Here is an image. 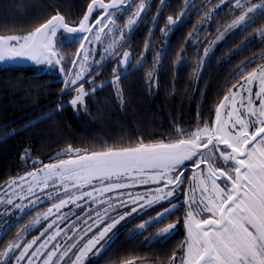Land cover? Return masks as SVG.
Returning <instances> with one entry per match:
<instances>
[{
    "label": "snow or ice",
    "instance_id": "snow-or-ice-1",
    "mask_svg": "<svg viewBox=\"0 0 264 264\" xmlns=\"http://www.w3.org/2000/svg\"><path fill=\"white\" fill-rule=\"evenodd\" d=\"M166 2L167 0H159L161 7L157 9L153 30L159 23V16ZM134 3L135 0H111L110 4L103 3V0H90L78 27H71L65 22L64 15L57 11L27 35L0 36V62L27 58L56 68L65 75L75 76V79L63 81L62 95L74 92L75 95L68 100V106L74 112L86 110L85 97L95 93L97 87L102 85H94L90 90H85L80 82L85 80L84 75L74 69L80 66V60H87L91 50L85 52V44L81 43L75 54L76 58L68 61L73 68L68 69L64 66V57L59 55L58 34L60 37L68 34L74 43L79 40L91 45L93 37L99 39L105 28L111 31L112 26L116 25L114 15L117 12L124 14L125 9L131 11ZM212 3L213 0H205L206 6ZM224 3L225 0H220V4ZM231 7L238 15L228 26L229 29L240 27L242 32L247 31L258 18L264 19V0H232ZM146 10L145 0H140L133 12L135 18L129 17L124 29L117 30L121 38L119 46L105 49V54H120L127 43L129 32ZM183 15L184 13L175 20L169 15L165 27L160 29L161 33L167 37ZM211 18L210 9L206 19ZM116 34L113 32V35ZM256 35L264 38V28ZM59 45H63L61 40ZM145 47L147 49V43ZM165 53L166 48L157 55L162 57ZM204 54L207 56V48ZM133 58L130 52H123V56L113 67V80L109 83L115 85L121 80L118 74L121 68L127 74V66ZM261 61H264V55L250 61L240 71L238 78L242 82L239 86L233 84L230 94L223 96L212 123H206L203 128L186 134L184 138L175 142H165L163 138L148 143L139 141L136 146L107 148L90 153L77 149L74 158L60 159L58 163L44 165L48 172L43 180L36 181V173H27V176L33 177V183L37 187L43 185L41 192L60 181L55 189L56 196L59 197L61 190L64 196L59 197L58 202L44 215L43 219L48 220L49 214L54 211L56 213L44 231L31 240L21 241L22 234L30 233V228L25 226L17 234V238L0 252V264H83L90 253L95 256L104 250L112 238L109 234L126 217L147 212L167 201L170 206L164 207L154 218L140 224L138 231L161 224L183 207L173 202L178 194L183 192L187 197L189 191L193 195L184 201L189 208L184 220L187 239L181 245L183 256L178 257L175 252L171 255L172 264H264V63ZM137 63L139 67H143V57ZM249 68L252 70L248 71ZM244 72H247V76ZM98 75L99 72L89 76L88 82ZM148 77L151 79L152 73ZM256 82L260 85L258 91L246 87ZM237 96L240 97L238 102ZM63 107L64 104H59L56 111ZM68 151H72L71 147ZM22 159L28 160L29 157ZM186 162H191L193 169L199 172L198 176L191 177L193 186L187 191L183 188L189 179L185 172L188 167ZM71 177L75 179L70 187L80 193L75 197L69 191L67 183V179ZM18 179L23 180L25 177ZM137 179L143 184L151 182L161 187L155 190L148 188L143 194L125 191L134 187ZM128 180L132 183H127ZM105 181L109 183H104ZM94 182L103 186L95 187ZM8 187L20 188L24 195L17 196V199L27 200L31 207L42 202L41 196L31 184L25 191L24 186L14 179ZM85 187H91V190L82 191ZM106 193L114 195L105 197ZM12 195H16L15 191L11 195L6 191L4 197L0 198V204L5 205L0 209V215L8 214L12 209L24 213V207L14 201ZM44 195L48 200L53 199L51 192ZM69 205L80 208V213L73 212L72 216L81 220L86 231L78 229L75 223L68 226L71 217L61 210ZM85 205L89 207L86 208ZM92 205H99L94 209L95 219L93 210H89ZM202 213L208 215L202 216ZM198 216L201 218H197ZM178 223L179 221L168 224L154 239L167 240ZM61 224L64 225L63 228L60 227ZM7 231H10V227L3 234L6 235ZM77 231H84V236L88 233L92 235L86 242L77 244L73 242L74 235L70 234ZM62 233L66 237L64 243L58 240ZM80 239L83 240V236Z\"/></svg>",
    "mask_w": 264,
    "mask_h": 264
},
{
    "label": "trees",
    "instance_id": "trees-1",
    "mask_svg": "<svg viewBox=\"0 0 264 264\" xmlns=\"http://www.w3.org/2000/svg\"><path fill=\"white\" fill-rule=\"evenodd\" d=\"M183 1L167 0L159 23L150 34V49L144 52L143 67H130L127 74L119 71L121 80L115 85L109 83L113 80L110 66L95 76L94 83L102 86L85 97L86 110L81 115L68 106L75 93L62 95L63 79L56 74L36 72L23 65L0 68V187L8 179L48 161L74 158L77 149L90 153L162 138L175 142L212 123L217 104L240 81V71L264 55V38L256 35L264 28V19L258 18L247 31L242 32L239 27L227 34L205 56V46L238 13L230 6L216 10V0L210 6L205 0H191L190 4L189 0ZM89 2L0 0V35L34 30L57 11L64 15L66 23L77 26L73 23L82 19ZM151 3L149 21L137 35H146L150 21L157 16L155 9L160 3ZM210 9L212 18L208 20ZM182 13L183 18L170 34H162L160 29L165 27L167 17L171 15L175 20ZM73 48L74 43L64 44L63 52L70 56ZM165 48L166 53L158 56ZM135 49L138 55L143 51ZM94 83H83L84 89L90 90ZM59 104L64 107L56 111ZM53 155L56 156L49 159ZM25 156L29 159H22ZM156 210L131 219L87 264H169L171 255L180 253L184 241L183 207L163 223L138 231L137 224ZM176 221L177 228L167 240L154 239L158 229ZM13 228L6 235L7 240L12 239Z\"/></svg>",
    "mask_w": 264,
    "mask_h": 264
},
{
    "label": "rangeland",
    "instance_id": "rangeland-1",
    "mask_svg": "<svg viewBox=\"0 0 264 264\" xmlns=\"http://www.w3.org/2000/svg\"><path fill=\"white\" fill-rule=\"evenodd\" d=\"M186 1L187 0H184L183 2H186ZM151 2H154V0H145V3L147 5V10L142 13L141 20L134 27V29L132 30L131 34L129 33V35L127 37V43L129 42V40H133L134 44H135V47L137 49H140V50L142 48V50H143L142 53H140V55H138L134 59L131 67L136 66L138 64L137 62L140 61L142 57L144 59L145 58V56H144L145 53L144 52H148L149 49H150V43H151V38H150L151 35L150 34L153 33L152 31H153V28H154L153 26H154L155 18L153 17L152 20L150 21V23L148 25V31H147L146 35H142V34L141 35H137V34L142 30L143 27H145L144 23L146 21H149V17H150L149 15H150V13L152 11L151 10L152 9V7H151L152 3ZM139 3H140V0H135V3L132 6V10L129 11V10L125 9L124 10V14H121V13L117 12L114 15V19L116 20V25L112 26V30L111 31H109L108 28H105V30L100 33L99 39H96V37H93L91 45H88V43L86 41H79V40L74 43V40L70 39V36L68 34H65V36L61 35V37L58 34L57 41H58V46H59V55L64 57V66L66 68H68V69H72L73 68L72 64L68 63V61H69V59H75L76 58L75 54L77 52V49H79L81 43L85 44V49H84L85 52L89 51V49L91 50V55L88 56L87 60H80L79 61L80 66L78 68L74 69V71L80 72L82 75H84L85 80L80 81L81 83H85V82L88 83V77L89 76H93V75H95V73L100 72L101 70L103 71L104 69H106L109 66L111 67V70H113V67L116 65L115 56H117V55L113 54L112 52H108L107 54H105V49L117 48L119 46V41H120L121 38H120L119 33H118L117 30L118 29L119 30H123L124 29V26L126 25L127 20L129 19V17H133V12L135 11V9L139 5ZM231 3H232V0H225L224 4H220V0H216L215 9L216 10H220V9H223L225 6H230L231 7ZM159 7H161V5H157V8L155 9L156 14H157V9ZM231 10L234 11L232 8H231ZM236 14H237V12H236ZM236 16H234L233 19H235ZM79 21H80V19H78L73 24H78ZM238 28L239 27L233 28V29H229L228 26H227L223 31L218 33L216 38L214 40H212L205 47H208L207 49L211 51V49L214 46H216V44H218L220 41L224 40V38L226 37L227 34L233 33ZM34 30H30V31L28 30V31L21 32V33L0 35V36H11V35L23 36V35H27L29 32L34 31ZM113 32H116L117 34L113 35ZM60 40L63 42V45H59V41ZM113 41H115L116 43H113ZM67 43H71V44L74 43V48H73L72 53H71L70 56H67L65 54V52H63V46H64V44H67ZM127 43H126V45H127ZM146 43L148 44L147 49L145 47ZM126 45H124V47ZM14 65L29 66V67L34 68L36 72L53 73V74H56L57 76H59L60 78H62L63 81L76 78L75 76H72L70 74L69 75H65V74L59 72L56 68L47 66V65H45L43 63H39L38 64L34 60H30V59H27V58H19V59H15V60H7L5 62H0V68L7 67V66H14ZM245 76H247V74H245ZM241 82H242V80H240L235 85L239 86V83H241ZM91 83H94V80H92ZM94 85H97V83H94ZM246 87H251V88L254 89V91H258L260 85H259V82H256L254 85H248ZM230 89H232V87L229 88V90ZM229 90L227 91V93L225 95L230 94ZM236 99H237V102H238L240 100V97L237 96ZM220 102L217 104V106L220 104ZM217 106H216V108H217ZM216 108H215V110H216ZM76 112L79 115H81L80 114L81 113L80 110H78ZM214 118H215V113H214ZM214 118H213V120H214ZM203 127L204 126L198 128L197 130H199V129L203 128ZM197 130H195V131H197ZM195 131H193V132H195ZM58 161L59 160H56V159L48 161V162L42 164L41 166L37 167L34 170H30V171L24 172L22 174H19V175L15 176V177H12V178L8 179L5 182V184L0 187V198L4 197V193L6 191L9 193V195H11L13 191H15L16 195H12V199L14 201H16L17 203H21L22 206L25 209L24 213H21L20 210H18V209H12L8 214L0 215V235H2V239H0V252L3 251V248L10 241H12V240L17 238V234L21 233L22 229H24L25 226H28L30 228V233L22 234L20 236V240L21 241H23L24 239L31 240L33 237L39 236L40 233L42 231H44V229L47 227V224L51 222V219L53 218V215H56V213L54 211L53 214H49L48 220H44L43 219L44 215L47 214V210L50 207H52V205L54 203L58 202L59 197H63L64 196V192L62 190L59 193V197L56 196V192H55V189L59 186V184L61 182L57 181L56 185H53V187H51V188L44 189V192H41L40 189L43 188V185L41 184L39 187H37V184L33 183V177L32 176H27L26 174L29 173V172L36 173L35 180L36 181L43 180V179H45V175L48 172V169L44 168V165L58 163ZM186 163L188 164V167H187V169H185V172H186V175L189 177V179L185 182V185L183 186L185 191H187L190 186H193V182L191 180V177L193 175H197V176L199 175L198 170H194L193 169V167L191 165V162H186ZM202 167H205V166L202 165ZM20 177H25V179L19 180L18 178H20ZM14 179H17L18 182L24 186L25 191H26L28 185L31 184V186L33 187V189H35L37 194H39L41 196V201L42 202L37 204L35 207H31V206H29L27 200L21 201V200L17 199V196H23L24 192H21L20 188H11L10 189L8 187V185L11 184ZM74 179H75L74 177L68 178L67 179V183L69 184V191L75 197V196H78L80 193H77L76 189L70 187L71 182ZM126 182L127 183H132L131 180H128ZM49 183H51V181H49ZM77 183H83V182L82 181H77ZM104 183H109V181H105ZM94 186L100 188L103 185L100 184V183L94 182ZM157 187H161V185H157V184H154V183H151V182H149L148 184H143L139 179H137L135 181V186L132 187V188L126 189L125 191H131L133 193L143 194L146 191V189L151 188V189L155 190ZM90 190H91V187H85V188L82 189V191H90ZM47 192H51L53 194V199H51V200L47 199V197L44 195V193H47ZM111 195H114V193H106L105 197L106 196H111ZM192 195H193V193L189 191L188 195L186 197L183 194V192H181L180 194H178L179 199L177 198V199L173 200L174 203H178V204L181 203L183 205V215H182V225H183V229H184V241H183V243L187 239V228H186V226L184 224V220H185L186 212L189 210L188 205L185 204L184 201H185L186 198H189ZM101 198H103V197H101ZM88 199H89V204H90V198H88ZM196 199L197 200L199 199V192L198 191L196 192ZM78 203H83V201H78ZM165 203H167V201H164L162 204H157L155 206V208H150V209L147 210V212H142L139 215L133 214L132 216L126 217V219L124 221H121V223L118 224L115 229H113V232L109 234V236L112 237L111 240L117 235L118 231H120L122 228L126 227V225L130 222L131 219H138L142 215H145V213L147 214V213L151 212L154 209H158V210H156V212L154 214L146 216V218H144L143 220H141L137 224L136 229H139V225L140 224L145 223L146 221L154 218L156 216L157 212L163 211L164 207H169L170 206L168 203L167 204H165ZM98 206L99 205H92L91 208L89 209V210H93V218L94 219H95L94 209L96 207H98ZM4 207H5L4 204H0V209H3ZM85 207L88 208L89 205H85ZM61 211L63 213H67L71 217V220L68 223L69 227H71L72 223H75L76 227L78 229L82 228V229H84L86 231V226L81 223V220H78V219H76L75 216H72L73 212L77 213V214L80 213V208L79 207H77L75 205H69L68 207L63 208ZM121 211H125V209H121ZM101 215H103V213H101ZM201 215L202 216H207L208 214L207 213H202ZM197 218H201V217L198 216ZM81 219H83V216H81ZM36 221H39V223H37ZM89 223H91V221H89ZM167 225L164 226L163 228L167 227ZM13 226H14V228H13ZM9 227L13 228L11 230V232L13 234L12 235L13 237H12V239L10 238L9 240H7L9 236H6V235H8L9 231H7L6 235H4L3 233H4L5 229H7ZM60 227L63 228L64 225L61 224ZM161 229H158L153 234V237H156L157 234L161 231ZM65 231H67L66 228H65ZM70 234L74 235L75 239H74L73 242H75L77 244H82V243L86 242L87 239L92 235L91 233H88L87 236H84V231H77V232L70 233ZM81 236H83V240L80 239ZM58 240H60L61 243H64L66 241V237L64 236L63 233L61 234L60 237H58ZM2 242L3 243L6 242V243L4 245H2ZM109 242L106 244V246L109 244ZM98 255L93 256L90 253L88 258L86 259V261L83 262V264H87V263L91 262L92 260L96 259L98 257ZM177 256L178 257H182L183 256V252L180 251V253L177 254ZM169 264H172V261H170Z\"/></svg>",
    "mask_w": 264,
    "mask_h": 264
},
{
    "label": "flooded vegetation",
    "instance_id": "flooded-vegetation-1",
    "mask_svg": "<svg viewBox=\"0 0 264 264\" xmlns=\"http://www.w3.org/2000/svg\"><path fill=\"white\" fill-rule=\"evenodd\" d=\"M141 20V19H140ZM138 20V22L140 21ZM137 22V24H138ZM136 24V25H137ZM147 24V21L144 23V26ZM134 25V27L136 26ZM134 27L132 28V30L134 29ZM132 30L129 32L131 34ZM124 51H127V52H130L132 55H133V59H132V62L131 64L127 67L130 68L132 66V63L134 61V59L138 56V51L135 49V46H134V41L133 40H129V42L127 43V45L125 47H123V49L120 51V54L118 56H115V60H116V64L118 62V60L121 59V57L123 56V52ZM135 54V55H134ZM119 71H122V69H120Z\"/></svg>",
    "mask_w": 264,
    "mask_h": 264
},
{
    "label": "water",
    "instance_id": "water-1",
    "mask_svg": "<svg viewBox=\"0 0 264 264\" xmlns=\"http://www.w3.org/2000/svg\"><path fill=\"white\" fill-rule=\"evenodd\" d=\"M103 3H105V4H110L111 3V0H109V1H104L103 0ZM133 18H135V17H133ZM71 26V25H70ZM71 27H78V25L77 26H71ZM135 55V54H134ZM131 62H132V60H131ZM131 62L128 64V66L131 64ZM127 66V67H128ZM122 69V71H125V69H123V68H121ZM56 155H53V156H51L49 159H52L53 157H55Z\"/></svg>",
    "mask_w": 264,
    "mask_h": 264
}]
</instances>
